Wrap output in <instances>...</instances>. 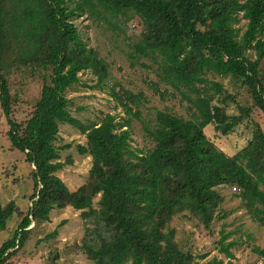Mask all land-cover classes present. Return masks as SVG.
<instances>
[{"label": "trees", "instance_id": "1", "mask_svg": "<svg viewBox=\"0 0 264 264\" xmlns=\"http://www.w3.org/2000/svg\"><path fill=\"white\" fill-rule=\"evenodd\" d=\"M82 16L113 29L138 17L142 31L131 45L137 57L155 64L153 91L165 96L163 84L190 104L188 119L163 109L151 126L143 123L150 149L132 147L129 118L105 113L84 123L71 115L65 93L79 73L90 71L96 86L109 76L108 63L73 22ZM240 20L244 27H236ZM12 66L41 71L43 79L22 126L9 119ZM207 73L239 81L264 114V0H0V107L12 146L33 165L31 205L0 243V264L25 244L31 222L49 221L53 211L69 206L80 211L84 233L77 247L92 264H236L231 231H221L216 241L226 260L206 259L207 253L183 250L168 226L188 211L209 228L223 201L220 186L237 190L250 218L264 226V130L253 122L250 139L232 155L208 143L205 126L227 135L253 108L238 104V113L229 114L234 95ZM109 94L124 116L139 118L142 93L111 87ZM61 123L84 135L77 150L91 158L87 180L74 191L56 174L67 163L58 152L67 145L55 144ZM14 213L20 215L13 200L0 202V231ZM251 250L264 259V244Z\"/></svg>", "mask_w": 264, "mask_h": 264}, {"label": "rangeland", "instance_id": "2", "mask_svg": "<svg viewBox=\"0 0 264 264\" xmlns=\"http://www.w3.org/2000/svg\"><path fill=\"white\" fill-rule=\"evenodd\" d=\"M73 22L88 46L108 63L109 76L103 85L96 86V78L90 71L79 73L78 82L71 85L65 93L72 116L84 123L97 122L105 113L116 115L117 120L121 117L129 118L131 145L142 151L152 147L143 123L151 126L157 110L167 109L177 116L187 119L190 117V104L170 87L160 85L169 91L162 97L153 91L151 83L157 81L155 64L149 58L137 57L131 45L139 39L142 31L138 17L120 24L119 29H113L102 21L86 16L75 17ZM245 23V20H240L236 27H244ZM206 76L222 83L234 95L235 102H229L226 106L229 114L238 113V104L252 106L247 88L230 75L207 73ZM8 82L13 96V109L9 119L22 126L30 117L40 95L43 83L41 71L25 66H12ZM111 87L142 93L139 118L124 116L122 108L109 94ZM252 108L250 119L234 127L227 135L215 131L213 124L205 126L203 131L207 142L214 143L228 155L245 146L251 137L253 122L258 123L264 130V114L254 106ZM8 129V118L0 107V202L4 206L13 200L20 210L19 217L14 213L8 219L5 229L0 231V243L12 236L19 218L27 213L31 205L29 197L33 191L29 178L33 165L25 160L24 153L12 146L7 135ZM84 143V135L75 127L65 123L59 125L55 144L57 147L67 145L66 148L58 149L60 160L67 163L56 174L73 191L87 180L91 166L90 156L80 154L77 150V144ZM217 190L223 196V201L209 228L188 211L171 218L168 226L174 228L176 242L183 250L193 254L207 253L206 259L217 256L226 260L222 253H218L216 241L221 231H231L228 240L234 239L238 242L231 249L235 255L234 263L264 264V259L251 250L252 245L264 244V226L250 218L240 198L235 196L237 190L226 186L217 187ZM224 213L225 216L221 218ZM28 228L31 230L25 244L9 258L7 264H92L77 247L84 233V222L79 210L70 206L55 210L49 221L31 222Z\"/></svg>", "mask_w": 264, "mask_h": 264}]
</instances>
